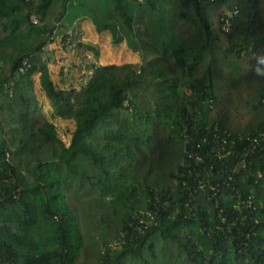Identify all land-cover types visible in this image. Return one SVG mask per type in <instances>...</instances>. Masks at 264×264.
Here are the masks:
<instances>
[{
  "label": "trees",
  "instance_id": "trees-1",
  "mask_svg": "<svg viewBox=\"0 0 264 264\" xmlns=\"http://www.w3.org/2000/svg\"><path fill=\"white\" fill-rule=\"evenodd\" d=\"M82 17L147 60L45 114L19 68ZM0 264H264V0H0Z\"/></svg>",
  "mask_w": 264,
  "mask_h": 264
},
{
  "label": "crops",
  "instance_id": "crops-1",
  "mask_svg": "<svg viewBox=\"0 0 264 264\" xmlns=\"http://www.w3.org/2000/svg\"><path fill=\"white\" fill-rule=\"evenodd\" d=\"M117 47L112 45L108 32L97 33L92 22L82 17L72 25L64 42L60 36L47 42L40 58L34 59L30 67L28 84L38 102L46 106L48 102L40 87V76L43 73L48 75L59 90L80 91L89 84L98 67L142 64L141 54L131 51L126 42ZM60 126L66 125L59 123ZM59 134L62 135V131L59 130Z\"/></svg>",
  "mask_w": 264,
  "mask_h": 264
},
{
  "label": "built area",
  "instance_id": "built-area-1",
  "mask_svg": "<svg viewBox=\"0 0 264 264\" xmlns=\"http://www.w3.org/2000/svg\"><path fill=\"white\" fill-rule=\"evenodd\" d=\"M237 14V11H233L231 14H229V18H231L232 16H235ZM229 18H222L221 19V30L225 33H228L230 32V29H231V22L229 20ZM32 23L33 24H36V20L32 18ZM29 69V64H28V60H24L22 62V66L19 68V73H25L27 72V70ZM254 142L256 143V140H254ZM254 150V147H251V151ZM8 158H9V155L8 153H5V161L8 162ZM203 186L200 185V189L202 188ZM210 190H213V187H210ZM113 248H119V243H113Z\"/></svg>",
  "mask_w": 264,
  "mask_h": 264
},
{
  "label": "rangeland",
  "instance_id": "rangeland-1",
  "mask_svg": "<svg viewBox=\"0 0 264 264\" xmlns=\"http://www.w3.org/2000/svg\"><path fill=\"white\" fill-rule=\"evenodd\" d=\"M72 27V26H71ZM55 34V33H54ZM59 35H61L58 31H57V34H56V36H59ZM117 47V46H116ZM118 48V47H117ZM142 56V55H141ZM40 58V54H35L31 59H30V61H28L29 62V70H31L30 69V67H32V64H33V62H34V59H39ZM147 59L145 58V59H143V61H146ZM74 92H76V91H74ZM38 101V100H37ZM38 104L42 107V110H43V113H45V114H49L50 112H51V110H50V107H49V105H46V106H42L39 102H38ZM49 116V115H48ZM59 123H64L66 126H60V127H58L57 129H59L60 131H62L63 132V129H66V127H70V122L68 121V120H59V119H57L56 120V122H55V124H59ZM67 128V129H68ZM70 129V128H69ZM65 138V139H64ZM62 139H64L65 141L67 140V137H62Z\"/></svg>",
  "mask_w": 264,
  "mask_h": 264
},
{
  "label": "water",
  "instance_id": "water-1",
  "mask_svg": "<svg viewBox=\"0 0 264 264\" xmlns=\"http://www.w3.org/2000/svg\"><path fill=\"white\" fill-rule=\"evenodd\" d=\"M51 32H52V31L49 32V35L51 34ZM12 72H13V69H11L10 74H11Z\"/></svg>",
  "mask_w": 264,
  "mask_h": 264
}]
</instances>
